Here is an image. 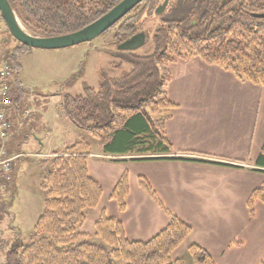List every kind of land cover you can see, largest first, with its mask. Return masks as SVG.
I'll use <instances>...</instances> for the list:
<instances>
[{
  "label": "trees",
  "instance_id": "16d2710c",
  "mask_svg": "<svg viewBox=\"0 0 264 264\" xmlns=\"http://www.w3.org/2000/svg\"><path fill=\"white\" fill-rule=\"evenodd\" d=\"M121 1L9 0L25 26L40 37L79 31ZM151 3L148 15H153L157 4ZM263 13L264 0H184L183 15L157 28L151 54H129L124 60L132 67L128 74L103 82L99 89L89 88L83 95L67 96L66 117L95 137L107 155L130 161L183 160L177 158L166 134V122L177 107L169 98L170 65L199 58L242 82L264 85V18L254 16ZM142 17L138 5L108 31H115L114 42L121 44L135 34ZM32 50L18 42L10 51L14 80L19 72L14 56ZM90 156V145L84 141L54 153L41 185L46 191L45 209L34 240L11 247L3 264H186L173 255L192 227L174 214L148 241L130 240L123 222L104 214L96 222L95 239L78 231L86 221V210L96 208L104 195L102 185L89 173ZM256 165L264 172V145ZM139 185L163 208L147 179L140 177ZM129 194L126 172L111 193L121 214L127 210ZM258 202L264 204V184L251 193L249 208L253 210ZM189 253L194 264H216L198 244H192Z\"/></svg>",
  "mask_w": 264,
  "mask_h": 264
},
{
  "label": "rangeland",
  "instance_id": "374dc122",
  "mask_svg": "<svg viewBox=\"0 0 264 264\" xmlns=\"http://www.w3.org/2000/svg\"><path fill=\"white\" fill-rule=\"evenodd\" d=\"M18 19L22 27L32 33L19 16ZM161 24L157 14L142 19V28L146 30L148 38L146 44L135 51L121 50L122 43L116 44L114 42L115 31H110L91 42L74 47L59 50L36 49L27 54L14 56L15 63L19 64V72L14 80V85L20 87L24 109L31 107L34 111V118L28 122L19 118L13 120L14 140L19 143L20 158L16 161L12 190L4 200L6 207L2 212L3 218L0 224V264L5 263L8 251L15 244L20 241L30 243L34 240L35 227L45 209L46 191L42 189L41 185L49 171L50 159L53 157L45 155H51L57 151L60 153L65 150L66 145L70 146L81 141L90 145L93 154L100 152L107 155L100 148L95 137L66 117L63 111L64 99L67 96L83 95L89 88L99 89L103 82L128 74L132 67L124 61L125 58L129 54L136 56L151 54L154 49V35ZM17 43L18 41L2 21L0 13V56L10 54ZM176 86L172 89V95L175 98L181 96L178 90H183L178 85ZM258 101L257 118L254 116L251 132L243 135L244 147L237 156L235 155L237 159L246 161L247 165L254 164L264 145L263 86L258 91ZM15 110L16 107L14 112H16ZM36 114H39V126L34 122L33 127ZM49 128L52 130L50 133L47 132ZM43 132L45 136L48 135L50 141L49 143L47 141L46 147H43L37 140V137H42ZM20 135H22L21 138ZM56 136L57 140L52 142ZM224 150L223 155L228 159L232 158L233 153L230 152V149ZM95 162H102L101 182L104 196L96 208L86 210V221L78 229L80 233L90 235L91 239H95L96 222L103 214L107 217H116L124 222L125 226L130 227L131 224L138 223L140 219L141 211L138 207L141 204V196L150 198L139 185L142 171L148 172L144 168L142 170L140 164H134L130 160L114 161L112 158H106L104 161L93 159L91 174L94 178L96 174ZM126 171L132 178V193L131 199L128 197V211L126 210L127 213L125 212L126 215H124L125 213H120L117 202L111 198L113 181L109 180L108 174L109 172L110 175L112 172L114 175L121 173L122 177ZM224 174L226 176L227 173ZM239 174L241 178L245 179V173L237 172L236 177ZM183 177L187 180L186 176ZM262 184H264V174L261 172L252 173L247 184L242 183L241 191L245 194L246 189H256ZM238 194L237 191L234 193L232 190L229 192L225 189L220 196H213L215 199L213 202L206 203L208 207L204 210L207 211L203 210V213L200 212L202 210H194L193 205H190L189 202L183 201L184 197L180 198L171 210L176 217L192 227V233L174 253L173 258H182L186 264H194L189 247L195 243L209 251L216 264H248L249 261H252V256L244 249L232 252L233 249L227 248L223 255L219 256L225 245L233 239H239L238 243L240 242L239 244L242 245L236 248H243L249 244L261 247L262 251L260 249L256 251V255L259 256L257 261L258 264L264 263V259H261L264 258V204L258 202L252 210L247 207L245 197L242 198ZM198 206L196 205V207ZM221 207L225 208L219 210L218 208ZM258 233L262 234L260 240L259 237L252 235L258 236ZM156 234L153 231L151 234L143 236L132 235L135 239L128 238L148 241ZM256 240L262 241V243ZM121 264L123 263L121 262Z\"/></svg>",
  "mask_w": 264,
  "mask_h": 264
},
{
  "label": "crops",
  "instance_id": "0c3cea01",
  "mask_svg": "<svg viewBox=\"0 0 264 264\" xmlns=\"http://www.w3.org/2000/svg\"><path fill=\"white\" fill-rule=\"evenodd\" d=\"M169 71L172 76L169 84V98L177 107L166 122V134L173 143L177 158L183 160L131 161L134 164H140L142 170H148L147 173L142 171L141 177L149 181L155 194L162 202L163 208L149 194L147 195L150 198L141 196V204L138 207L141 216L138 223L127 227L123 222L126 236L130 239H135L132 235L143 236L151 234L153 231L156 234L158 231L163 230L169 224L170 214H174L171 210L172 206L183 197V201L185 200L193 205L194 210H202L200 212L203 213L207 211L204 210L208 207L206 203L213 202L215 200L213 196H220L226 189L229 192L230 190L234 193L239 192L242 198L245 197L246 205L249 208L250 195L257 188L246 189L245 194H243L241 191L242 183L247 184L252 173L261 172L264 174L256 165L258 156L254 164L250 165H247L246 161L236 158L238 152L244 147L243 135L251 132L254 116L257 118L258 91L264 85L242 82L231 72L224 71L217 66L208 65L199 58L172 63ZM12 83L14 84V80ZM176 85L184 90H178L181 96L177 98L172 95V89ZM18 88L20 90V100L16 112L13 111L14 120L16 118L21 119L20 115L24 110L21 89L19 86ZM38 118L39 114H36L33 127L34 122L39 126ZM40 126H43V124H40ZM48 131L50 133L52 130L49 128ZM44 134L43 132L42 137H37V140L43 147H46L47 141L48 143L50 141L48 135L45 136ZM21 137L22 135H20ZM245 139L247 138L245 137ZM55 140H57V136L52 142ZM18 147L19 143L13 138L10 150L15 156L20 155ZM223 148L230 149V152L233 153L232 158L228 159L223 155L225 153ZM45 156H54V153ZM171 157L174 158V156ZM106 158H112L114 161L129 159L127 157L105 155L100 152L96 154L91 152L89 159V173L91 176L92 160L104 161ZM101 163L95 162L96 174L95 178L92 177L102 185ZM225 172L227 173L226 176ZM237 172L245 173V179L244 177L241 178L240 174L236 177ZM120 174L114 175L113 172L112 175H110V172L108 174L109 180L113 181L112 192L121 178ZM183 176H186L187 180ZM129 179V199H131V176H129ZM256 204L254 207H256ZM196 205L199 206L196 207ZM2 218L3 215L0 218V224ZM252 235L259 237V240L262 239L260 233H258V236L256 234ZM259 240L256 241L262 243ZM238 241L239 239L230 241L224 246L219 256L223 255L227 248L233 249L232 252L244 249L246 253H251L252 256V261H249L248 264H258L257 259L259 256L256 255V251L258 249L262 251L261 247L249 244L243 248H236L242 245Z\"/></svg>",
  "mask_w": 264,
  "mask_h": 264
},
{
  "label": "water",
  "instance_id": "95a60500",
  "mask_svg": "<svg viewBox=\"0 0 264 264\" xmlns=\"http://www.w3.org/2000/svg\"><path fill=\"white\" fill-rule=\"evenodd\" d=\"M144 0H122L102 17L84 27L83 29L54 37H40L26 31L19 22L16 12L9 0H0V13L11 35L21 44L33 50H59L88 43L111 30L118 22L125 18L134 8ZM169 0H166L162 8L156 10L161 15L166 9ZM255 17L264 18L263 14H255ZM146 44L144 32L133 36L122 43L123 51H135Z\"/></svg>",
  "mask_w": 264,
  "mask_h": 264
},
{
  "label": "built area",
  "instance_id": "2783aa9c",
  "mask_svg": "<svg viewBox=\"0 0 264 264\" xmlns=\"http://www.w3.org/2000/svg\"><path fill=\"white\" fill-rule=\"evenodd\" d=\"M15 69L9 55L0 56V215L4 209L3 200L11 190L15 176L16 160L11 153L15 134L13 109L19 99V89L12 80ZM34 117L32 108L23 110L21 118L30 121Z\"/></svg>",
  "mask_w": 264,
  "mask_h": 264
},
{
  "label": "flooded vegetation",
  "instance_id": "af4514ba",
  "mask_svg": "<svg viewBox=\"0 0 264 264\" xmlns=\"http://www.w3.org/2000/svg\"><path fill=\"white\" fill-rule=\"evenodd\" d=\"M151 1L152 0H144L141 4H139V12H141L143 15L142 19L147 17V16L150 17V16L156 15V10L158 8H162V6L164 5L166 0H160V1L153 0L157 4H156L153 15H148L149 14L148 10L152 6ZM183 3H184V0H169V3L167 5L166 9L164 10V12L161 15H158L160 22L164 23L165 21H167L171 18H177V17L181 16L180 14L182 13V10H183ZM142 19L140 22V27H139V29H137V32L135 34H133L132 36H130L129 38H127L126 40H124L123 42L129 40L133 36L138 35L142 32H144L146 34V41H147L148 35H147L146 30L144 28H142Z\"/></svg>",
  "mask_w": 264,
  "mask_h": 264
}]
</instances>
